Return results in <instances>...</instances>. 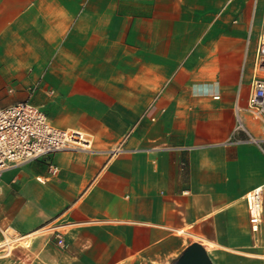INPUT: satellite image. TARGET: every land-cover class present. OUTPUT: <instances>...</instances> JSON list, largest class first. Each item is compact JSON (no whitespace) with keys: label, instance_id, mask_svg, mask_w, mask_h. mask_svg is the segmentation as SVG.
<instances>
[{"label":"crops","instance_id":"crops-1","mask_svg":"<svg viewBox=\"0 0 264 264\" xmlns=\"http://www.w3.org/2000/svg\"><path fill=\"white\" fill-rule=\"evenodd\" d=\"M262 29L260 0H0V106L91 142L1 173L0 264H264Z\"/></svg>","mask_w":264,"mask_h":264},{"label":"built area","instance_id":"built-area-1","mask_svg":"<svg viewBox=\"0 0 264 264\" xmlns=\"http://www.w3.org/2000/svg\"><path fill=\"white\" fill-rule=\"evenodd\" d=\"M256 69L260 76L251 82L246 110L264 125V29L256 49ZM90 150L91 142L85 134L54 127L46 114L29 102L19 101L0 106V175L12 166L23 165L56 152ZM55 172V168H52L51 173ZM244 200L250 224L258 226L264 213L261 187L248 192ZM24 237L18 236L16 239L22 241ZM57 244L64 245L60 237Z\"/></svg>","mask_w":264,"mask_h":264},{"label":"water","instance_id":"water-1","mask_svg":"<svg viewBox=\"0 0 264 264\" xmlns=\"http://www.w3.org/2000/svg\"><path fill=\"white\" fill-rule=\"evenodd\" d=\"M171 264H213L204 250L198 243L188 245L179 257Z\"/></svg>","mask_w":264,"mask_h":264},{"label":"bare ground","instance_id":"bare-ground-1","mask_svg":"<svg viewBox=\"0 0 264 264\" xmlns=\"http://www.w3.org/2000/svg\"><path fill=\"white\" fill-rule=\"evenodd\" d=\"M14 240L7 239L2 246H5L6 249H10L13 246ZM1 247V246H0Z\"/></svg>","mask_w":264,"mask_h":264},{"label":"rangeland","instance_id":"rangeland-1","mask_svg":"<svg viewBox=\"0 0 264 264\" xmlns=\"http://www.w3.org/2000/svg\"><path fill=\"white\" fill-rule=\"evenodd\" d=\"M261 2H262V9H264V0H260ZM6 240H7V238H6ZM17 244H21V241H17V242H15V243H13V246L10 248V249H6L5 247H4V249H5V252L4 253H7L9 250H11L15 245H17Z\"/></svg>","mask_w":264,"mask_h":264}]
</instances>
